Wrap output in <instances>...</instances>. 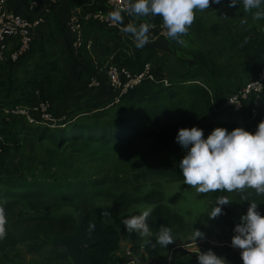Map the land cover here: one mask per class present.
I'll list each match as a JSON object with an SVG mask.
<instances>
[{
    "label": "trees",
    "instance_id": "trees-1",
    "mask_svg": "<svg viewBox=\"0 0 264 264\" xmlns=\"http://www.w3.org/2000/svg\"><path fill=\"white\" fill-rule=\"evenodd\" d=\"M16 1L8 0L7 10L28 20L41 16V8L48 4L43 2L38 9L30 12V0H18L20 7L14 10L11 4ZM87 1L63 0L54 9L51 7L46 19H56L55 10L69 12L75 5L80 6L79 4ZM92 8L103 9L97 0H94ZM19 9H22V13ZM256 11H245L242 5L229 7L227 0H221L220 4L210 3L209 8L203 11L194 10V13L204 12V16L194 14L187 33L193 31L198 40L202 36H209L210 41L207 40L205 45L207 50L202 51L209 58L206 66H187L180 59L177 60L178 64H171L169 57H159L157 52L143 53L140 48L128 51L127 54L112 56L110 59L115 65L124 67L133 74L141 72L146 64L149 65L156 83L144 82L128 91L118 103L111 104L102 114L100 111L89 112L79 102L71 108L78 112V117L65 120L59 116L60 105L57 102L70 87L64 85L67 73L63 68H57L56 60H51L50 72L38 81L19 82L21 86L28 88L23 96H20L21 89H16V80L11 75L12 72L15 73L14 68L32 64L36 71L42 72L39 60L34 58L35 55L44 56L46 46L56 44L58 35H62L57 20L55 30L58 35L50 30L43 42H40L42 37L40 43L33 39L29 51L16 62L0 63V136L3 143L0 166L11 165L7 156V151L11 148L13 155H17L20 161L18 164L21 176L18 179L24 184L13 181L17 178L11 175L0 176V195L6 199L2 203L3 210L26 224V228L18 231L8 228L0 237V264L7 262V254L21 245H24L29 254H40L42 248L48 245L52 250L54 263L45 264H115L114 256L120 248L121 234L125 230H118L100 219L95 210L99 202L102 205L111 203L113 208L124 206V212L139 206L143 211L151 209L146 223L152 236L145 242L144 250L153 261H156L157 251L160 249L155 237L162 227L171 229L173 226H187L188 219H194L197 223L208 222L207 214L219 197L230 201L222 206L223 214L218 216L219 221L233 217L239 220L240 215L244 214L241 210L252 202L257 204L256 210L264 216V194H257L248 188L208 193H198L195 190V202L202 205V210L194 215L187 210L181 211L182 205L178 206L176 200L172 206L167 200L168 196L166 197L167 188L171 185L187 186L183 183L178 168L184 154V150L174 140L178 129L195 126L203 130L205 137L215 127H223L229 131L240 127L252 133L257 124L264 120V92L256 107L251 99L242 112L234 113L221 107L222 101L232 93L230 89L238 82L243 83L250 73L252 75V72H242L235 59L244 52L245 47L258 43V60L253 66L256 68L253 75L260 69L264 17L256 18L253 14ZM133 18L131 15L122 20ZM157 22L162 23L158 15ZM92 24L112 36L118 35L113 28L94 22ZM183 35L178 39L170 38L175 47L181 46ZM71 41V38L67 41V57L74 69L79 70L76 78L77 82L84 84L81 90L88 91L92 79L102 85L103 79L107 80L104 64L97 60V65L92 66V58L85 50L86 40L82 41V48L78 52L81 58L77 59L78 55L75 56L71 50ZM215 44L220 45L221 50H216ZM92 48H98L94 40ZM214 58L217 60L211 62ZM220 58L226 62L232 59L234 61L231 65L225 64ZM164 61L169 64H164ZM167 66L172 67V70L166 71ZM163 80L168 83L163 84ZM109 90L114 94L110 88ZM35 91L39 92V99L34 96ZM44 101L49 103V114L56 120L54 127L30 125L22 118L6 117L1 112L3 108L20 103L35 105L38 104L36 102ZM112 102L113 99L110 103ZM252 108L260 121L252 120ZM94 109L95 105L92 106V110ZM64 153L69 154L67 161H64ZM77 154L78 158H74ZM68 161L75 166L69 165ZM39 168H47L51 174L46 178L33 175ZM115 183L116 187H107ZM166 186L168 187L165 189ZM193 223L189 224L191 228L195 227ZM14 224L17 225L15 229L20 228L19 222ZM90 225L93 226L91 230ZM137 233L133 232L132 235ZM132 239L137 241L139 237L134 236ZM227 262L242 264L240 254L236 251L229 252Z\"/></svg>",
    "mask_w": 264,
    "mask_h": 264
},
{
    "label": "clouds",
    "instance_id": "clouds-1",
    "mask_svg": "<svg viewBox=\"0 0 264 264\" xmlns=\"http://www.w3.org/2000/svg\"><path fill=\"white\" fill-rule=\"evenodd\" d=\"M229 7L242 5L245 11L256 9V18L264 17V0H227ZM211 4H220L221 0H130L126 9L132 16H159L166 29L167 36L178 39L186 34L194 20V10L203 11ZM117 23L122 21L119 11L111 14ZM130 33L137 48L149 42V26L133 24L121 28ZM175 142L184 150L178 168L183 183L194 187L198 193L232 192L246 188L257 194H264V120H261L254 132L250 133L240 127L227 130L215 127L205 137L198 127L180 128L174 137ZM225 197H219L207 216L209 219L223 214L222 206L229 204ZM255 202L248 203L246 212L240 215L233 227L230 244L240 250L242 264H264V216L256 210ZM151 209L124 218L121 223L125 230L149 235L146 223ZM102 215L110 216L108 212ZM4 218L0 211V237L4 235ZM93 226L90 225V230ZM193 240L203 238V233L193 228ZM171 230L162 227L156 234L155 242L162 248L173 242ZM197 254V253H196ZM197 264H225L211 250L200 252Z\"/></svg>",
    "mask_w": 264,
    "mask_h": 264
},
{
    "label": "rangeland",
    "instance_id": "rangeland-1",
    "mask_svg": "<svg viewBox=\"0 0 264 264\" xmlns=\"http://www.w3.org/2000/svg\"><path fill=\"white\" fill-rule=\"evenodd\" d=\"M213 12V11H212ZM195 15L199 16H204V12H195ZM135 18V16H133ZM134 18L131 19V21H134ZM152 15L149 14L148 16H142V20L139 22V24H152ZM204 21V19H202ZM162 21V20H161ZM138 23V22H137ZM124 25H128L129 22L125 20L123 22ZM147 24V25H148ZM160 24V23H159ZM163 23H161L162 25ZM149 25V26H150ZM49 28L50 25L48 24V18L46 19V23L43 25L42 30L39 33L42 34V39L40 42H43L46 36L47 32H51L50 30L47 31L45 30L46 27ZM45 28V29H44ZM51 28V27H50ZM53 29L52 32H54V35H58L59 33L55 30V27H52L51 30ZM37 33V32H36ZM194 32H189L184 34L182 37L185 38V42L190 44L192 49V54H184V53H179L178 56H180L181 59L185 60L189 66L192 65H197V64H202L203 66H206L208 63L209 58L205 54V52H202L204 50H207V47L205 46L207 44V40L210 41L209 36H202L201 40H198V37L196 34H193ZM62 34V33H61ZM118 36V35H117ZM116 36V37H117ZM120 37V36H118ZM117 37V38H118ZM208 38V39H207ZM57 43L54 44L53 46L47 45L45 48V53L46 55L41 57L42 63H47L49 60H56L57 63V68L61 69L60 67H64V69H68L69 66V61L67 57V47H68V42L66 41V37L62 34L61 36L58 35V38L56 39ZM159 40V39H158ZM157 41V40H155ZM154 41V42H155ZM39 42V43H40ZM38 43V45H39ZM258 43H255L254 45L250 47H245L244 52L241 55H237L235 59L237 60V63L239 67L241 68L242 72L247 73L250 72L251 67L255 65V63L258 60V57L256 54L258 51L256 50V45ZM152 46L153 43H146L144 46ZM217 47H216V46ZM214 46L216 47V50H221V46L215 44ZM131 49L135 47V43L130 45ZM201 50V51H198ZM173 51V50H172ZM201 52V53H200ZM37 56V55H36ZM167 56V55H166ZM169 57V56H167ZM217 57V56H215ZM174 64H178L177 59L174 58L172 59ZM217 58L213 59L214 62L216 61ZM219 60V58H218ZM222 62H226V60L220 58ZM234 59L231 61H227L225 64H232ZM210 62V63H211ZM236 65V64H234ZM33 68V69H32ZM250 68V69H249ZM15 73L12 72V78L16 80L15 85H20L19 82H25L28 78H34V67L32 64H27V65H21L16 68ZM217 71L216 69H214ZM59 74L60 71L58 70ZM64 72H66L64 70ZM38 77V76H36ZM166 83H168L166 81ZM91 85V84H90ZM98 84V86H93L91 85L88 89V93H80L81 95V101L80 104L83 107L89 108V111L92 110L93 105L96 106V108L99 107L98 103L93 102L92 99L96 100L93 94H90V92H98V95L101 93H105L106 88H104V91L102 90V85ZM82 89V88H81ZM79 89V91H81ZM91 90V91H90ZM108 90V89H107ZM78 90H76L77 92ZM78 93V92H77ZM76 94V93H75ZM79 94V93H78ZM76 98L79 100L78 95H75ZM92 100V101H91ZM110 106L113 103H109ZM115 104V103H114ZM106 110V108L101 110L99 113L102 114L103 111ZM21 118V117H19ZM23 120V119H22ZM260 121V120H259ZM24 122V121H23ZM63 128V127H61ZM20 146V145H19ZM18 146V147H19ZM73 148H76L73 147ZM26 151V150H25ZM107 153V152H106ZM101 155V154H100ZM7 156H9V160L11 165L7 166H0V176H13L17 179L13 181H19V177L21 176V167L18 164L19 159L18 156L13 155L11 152V148L9 151H7ZM64 161H67L69 159V154L64 153ZM74 158H78V154L75 155ZM59 159L62 161V157L59 156ZM69 165L75 166L68 161ZM73 169V168H72ZM35 176L46 178L51 174V171L47 168H39L36 172L32 173ZM63 176H66L63 175ZM62 176V177H63ZM73 177V176H72ZM70 180V179H68ZM72 181V180H70ZM21 184H23L21 181H19ZM24 185V184H23ZM118 187H120V184L117 183ZM169 186V185H168ZM166 186L165 189L168 187ZM107 187H116V183L113 185H108ZM180 193V194H179ZM168 196L167 200L169 203L174 206V201H177L178 206L181 204V211L185 212L186 210L191 214L194 215L195 212H199L202 210V205L197 204L195 202V188L186 186V187H178L176 185H171L170 187L167 188V193L166 197ZM5 198L3 195H0V211H2V215L4 218V224H3V229L4 231L6 229L10 230H21L22 228H26V224L22 223L19 221L17 216L11 217L7 211L3 210L2 203L5 202ZM108 205H102V202H99L95 206V210L98 211V215L100 219L108 223L110 226L122 230L124 229L123 224L121 221L124 218L133 216L135 213H140L143 211V208L141 206L135 208H130L128 212H124V206H119L116 208H113L110 204L111 203H106ZM135 208V209H134ZM247 207L245 206L241 211L243 213L246 212ZM104 212H108L110 216H104L102 215ZM219 216V215H218ZM218 216L212 219H209L208 222L201 221L200 223H197L194 219H188V225L187 226H173L171 227V235L173 237V242L166 247L162 248L160 246V249L157 251V258L156 261H153L150 259L147 254L145 253L144 250V245L145 242L152 236V232L149 229V235H141L140 233H137L136 235H132V231L125 230L121 234V243H120V248L118 252L114 256V262L115 264H197V259L196 257L200 254V252H205L207 250H211L215 255L218 257H222L225 260V264H228L227 262V256L229 255V252H237L240 254V250L238 248H233L230 244V239L232 237L233 233V227L234 224L238 222L237 219L233 218H228L226 220L219 221ZM14 222H19L18 226L20 228H16V224ZM194 222L195 227H190L189 224H192ZM197 226V227H196ZM193 228L201 231L203 233V238H197L195 241L193 240ZM138 236L139 239L133 240L132 237ZM179 237L178 239H176ZM185 237V238H181ZM197 253V254H196ZM1 259V256H0ZM4 262V261H3ZM47 262L54 263V257L52 255V250L48 245H45L42 248V251L40 254H29L26 251V248L24 245H21L17 247L14 251L9 252L7 254V262H4V264H45ZM55 264H68L66 262H56Z\"/></svg>",
    "mask_w": 264,
    "mask_h": 264
},
{
    "label": "built area",
    "instance_id": "built-area-1",
    "mask_svg": "<svg viewBox=\"0 0 264 264\" xmlns=\"http://www.w3.org/2000/svg\"><path fill=\"white\" fill-rule=\"evenodd\" d=\"M63 0H30L28 11L34 12L43 2H47L41 8V16H35L33 19L28 20L22 16L12 13L7 10L8 0H0V63L16 62L21 56L29 51L30 45L34 39V31L42 27L46 22V15H48L51 9L59 5ZM101 4L103 9L92 8L84 11L81 6H74L68 13L69 19L66 23L65 29L69 33L73 34L71 38V50L76 56L82 48V31L83 27L93 22L99 25H104L107 28H113L116 30L119 36H123L126 33L121 31V28L125 26L123 22L129 19H123L120 23L111 19V14L119 11L122 18L129 15L126 11L130 0H97ZM52 7V8H51ZM150 24H148L149 26ZM149 41L153 42L157 38H167L166 29L163 24L152 23L149 26L147 33ZM91 47L88 44L87 50ZM107 83L113 94V104L118 103L121 97L128 91L136 88L144 82L156 83V79L151 73L149 65H145L143 70L139 73L133 74L126 68L115 65L112 60L104 68ZM166 84V81H161ZM93 86H98V82L92 79L90 83ZM89 85V87L91 86ZM264 92V43L261 46V63L260 69L245 85L232 92L228 97L222 101L221 107L230 110L234 113H239L244 110L245 104L253 99V106H257V101L260 95ZM32 96V95H31ZM34 96L39 99V92L35 91ZM35 105L17 104L12 107H6L1 110L4 116L21 117L27 124L30 125H45L54 127L56 120L49 114V103L36 102ZM252 120H257L255 111L253 108L250 110ZM37 117H35V116ZM8 121V119H5ZM63 127V126H62ZM2 138L0 136V153L2 152Z\"/></svg>",
    "mask_w": 264,
    "mask_h": 264
},
{
    "label": "crops",
    "instance_id": "crops-1",
    "mask_svg": "<svg viewBox=\"0 0 264 264\" xmlns=\"http://www.w3.org/2000/svg\"><path fill=\"white\" fill-rule=\"evenodd\" d=\"M93 0H88L87 3H81L79 4L84 11H87L90 9V6H91V2ZM18 0L11 4V8L14 9V10H17L20 5H18ZM76 6V5H75ZM56 11V19H51L48 21V24L50 25V27H55V20H57L60 24L59 26V29H60V32H62V34L66 37V41L69 40V38H72L73 34L69 33L68 31H66L65 29V26H66V23L69 19V13L68 12H65L63 10H55ZM19 12L22 13V9H19ZM54 18V17H52ZM152 22L151 23H154V24H158L157 22V16H152ZM142 20V16H135L134 18V21L132 22H129V24H133L134 26H139V22ZM138 22V23H137ZM161 24V22H160ZM47 28V26L44 28L45 30H51V28ZM41 29H39L38 31L40 32ZM38 31H36L34 34H33V37L34 39L39 42L40 38L42 37V34L39 33ZM53 31V29L51 30ZM54 33V32H52ZM159 39V40H158ZM182 39V44L180 47H175L173 42L170 40L169 37L167 38H157L156 40L157 41H149L148 43H153L152 46H143V47H140L141 51L143 53H148V52H157L159 54V57L163 56V55H167L169 56L170 58V63L171 64H174L173 60L174 58H176L177 60H182L184 62V64H187L185 63L186 61L181 59L180 56H178V52L181 54V53H184V54H192V47L190 44L186 43L185 42V38L184 37H181ZM82 40H86V44H85V50L87 51L86 54H88L89 57H91V61H92V66H96L98 61L101 62L102 64H104L103 66H106L108 64V62L111 60L110 58H112V56H118L120 54H124V53H128V51H134L135 48H137L136 46L134 48L131 49L130 45L133 43H135V40L133 38V36L130 34V33H126V35H123V36H120L119 38H117L116 36H112L111 33L105 31L104 29L102 28H99V27H96L94 24H89V25H86L83 27V31H82ZM93 40L96 42V45L98 48H96L94 50V48H92V42ZM88 44H91V47L87 50V46ZM146 45V44H145ZM173 50V51H172ZM46 55V53H45ZM44 55V56H45ZM166 56V57H167ZM41 57L43 56H39V55H35V58L34 60H39V64L42 66V72H39V71H36V69L33 70L34 72V75L33 76L34 78H28L27 79V82L28 81H31V80H39L43 75L47 74L50 72V62H53L51 60H49L47 63H42V59ZM77 59H80L81 56L80 54L76 57ZM98 60V61H97ZM107 60H109L107 62ZM69 61V66H68V69H63L66 71L67 73V78L64 80V85L68 87H70L69 91L64 93L63 97L58 100L57 103H59L60 105V108H59V111H58V114L59 116H61L62 118H64L65 120H72L76 117H78V112L73 109H71L73 106L77 105L76 103L79 104V102L81 101V95L80 93H88V91L86 90H81L79 91V89H81L82 87H84L83 83L81 81H78L77 82V78H76V75L78 74L79 70H75L74 69V66L73 64L71 63V61L68 59ZM164 64L168 65L169 63L167 61H164ZM257 64V63H256ZM187 66H189L187 64ZM62 68V67H60ZM172 67H169L167 66L166 67V71H171ZM33 69V68H32ZM250 69V68H249ZM256 69V68H255ZM253 68V66L251 67V71L252 72V75L250 72H248V74L250 73V75H248V78L243 82V83H237V84H233L234 86L230 89V92H234V91H237L238 89L242 88L245 83L247 82V80H250L254 75H253V71L255 70ZM165 70V69H164ZM16 71V69L14 70ZM38 76V77H36ZM57 76H59V73L57 72ZM59 78V77H58ZM250 78V79H249ZM25 84V83H23ZM71 85V86H70ZM102 90L101 91H104V88H106L107 86V89L105 91V93L103 94H99L98 95V92H90V94H93L92 96L95 97L96 100L92 99L93 102L96 101V103H98L99 107L94 109V110H90L91 112L94 111H101L103 110V108H108L110 106V102L112 101L113 99V94L110 92L109 90V86H108V83H107V80L103 79L102 81ZM17 88H20L21 91H20V96H23L24 94V91L26 89H28L27 87L25 86H21V85H16V89ZM83 89V88H82ZM76 90H78L77 93ZM27 94H29V91H26ZM19 93V91H18ZM76 93V94H75ZM75 95H78L79 97V101L78 99L76 98ZM18 96V95H16ZM91 100V101H92ZM78 101V102H77ZM81 105V104H80ZM83 107V106H81ZM92 107V106H91ZM96 107V106H95ZM77 108V107H75ZM74 108V109H75ZM78 110V109H77ZM72 111V112H71ZM88 111H89V108H88ZM89 111V112H90ZM259 120V117L257 118L256 121L254 122H257Z\"/></svg>",
    "mask_w": 264,
    "mask_h": 264
}]
</instances>
